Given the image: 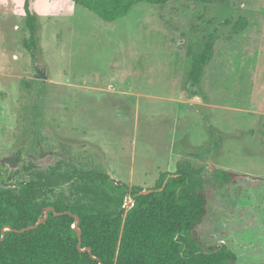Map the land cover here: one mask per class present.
<instances>
[{"label": "rangeland", "instance_id": "rangeland-1", "mask_svg": "<svg viewBox=\"0 0 264 264\" xmlns=\"http://www.w3.org/2000/svg\"><path fill=\"white\" fill-rule=\"evenodd\" d=\"M24 2L0 0V180L61 162L58 189L75 201L76 168L144 190L186 168L208 196L200 246L264 264V0L142 2L113 23L74 0H35L33 51ZM211 35L193 84L190 55Z\"/></svg>", "mask_w": 264, "mask_h": 264}, {"label": "trees", "instance_id": "trees-1", "mask_svg": "<svg viewBox=\"0 0 264 264\" xmlns=\"http://www.w3.org/2000/svg\"><path fill=\"white\" fill-rule=\"evenodd\" d=\"M160 1L74 0L107 23L122 19L137 3ZM34 2L25 0L23 6L30 33L23 46L29 51L38 46ZM246 23L241 17L235 30L245 28ZM213 39L211 35L200 52L190 55L189 80L193 84L200 82L204 67L213 58ZM61 165L52 168L49 175L38 173L27 182L14 184V190L0 189V239L4 234L0 264H239L225 244L208 249L200 246L199 227L208 213V196L196 186L189 169L162 173L154 191L141 195V187L117 182L103 171L76 168L71 193L78 198L71 201L58 189ZM215 174L230 181L240 177L230 171ZM127 196L134 202L128 210L123 208ZM103 201L107 208L98 206ZM48 208L54 212L48 211L43 224L25 230L44 219ZM74 216L80 220L81 240L73 228ZM85 248H91L98 260L81 251Z\"/></svg>", "mask_w": 264, "mask_h": 264}, {"label": "water", "instance_id": "water-1", "mask_svg": "<svg viewBox=\"0 0 264 264\" xmlns=\"http://www.w3.org/2000/svg\"><path fill=\"white\" fill-rule=\"evenodd\" d=\"M115 181H116V180H115ZM0 189H1V190H14V189H16V187H15V186L7 185V184L3 183V182L0 180ZM161 190H163V188H161ZM153 191H154V189L143 190L140 194H141V195H148V194H151ZM133 204H134V202L132 203V206H133ZM49 210H51V211L54 212V209H52V208H48V209H46V211H45V218L39 220V222H38L35 226H33V227H28V228L25 229V230H33V229L38 228L41 224H43V223L46 221L47 217H48V211H49ZM68 214H71V213H68ZM55 215H59V214L55 213ZM74 218H75V220H76V223L74 224L73 228L78 232L79 238H80V240H81V230L79 229V226H78L80 220H79V218H78L77 216H74ZM7 229L10 230L9 227H8ZM25 230H23V231H25ZM3 238H4V234H3L2 238L0 239V241H2ZM79 246H80V244H79ZM81 251H82V252H88V253L90 254V256H91L94 260H98V258H96L95 256H93V253H92V249H91V248H85V249H83V250H81ZM100 264H102V263H100Z\"/></svg>", "mask_w": 264, "mask_h": 264}, {"label": "built area", "instance_id": "built-area-1", "mask_svg": "<svg viewBox=\"0 0 264 264\" xmlns=\"http://www.w3.org/2000/svg\"><path fill=\"white\" fill-rule=\"evenodd\" d=\"M131 207H132V206H131ZM131 207H130V208H131Z\"/></svg>", "mask_w": 264, "mask_h": 264}]
</instances>
